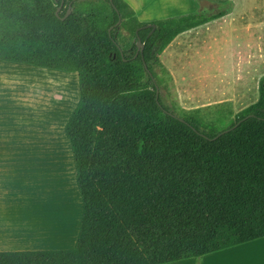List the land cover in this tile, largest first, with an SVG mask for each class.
<instances>
[{"label": "trees", "instance_id": "obj_1", "mask_svg": "<svg viewBox=\"0 0 264 264\" xmlns=\"http://www.w3.org/2000/svg\"><path fill=\"white\" fill-rule=\"evenodd\" d=\"M63 1L56 15L62 0H0V61L77 74L79 234L70 249L0 251V264H165L264 237V80L220 130L170 111L155 72L177 36L229 8L142 22L124 0Z\"/></svg>", "mask_w": 264, "mask_h": 264}, {"label": "rangeland", "instance_id": "obj_2", "mask_svg": "<svg viewBox=\"0 0 264 264\" xmlns=\"http://www.w3.org/2000/svg\"><path fill=\"white\" fill-rule=\"evenodd\" d=\"M195 1V12H214L225 6ZM174 12L152 19L169 18ZM147 18L141 16L142 20ZM239 32L234 21L216 20L180 34L165 48L159 55L161 67L155 72L163 81L159 93L170 111L180 117L188 114L204 123H217L222 130L257 101L264 80V44L249 47ZM250 40L247 38V42ZM29 93L34 94L32 106L16 103ZM78 100L76 73L35 70L0 61V250L19 246L18 250L75 247L82 201L65 125ZM39 107L49 112L46 118L50 124H46L41 143L30 151L24 144L37 141L30 138L29 132L36 130L33 128L39 120L43 128L45 125ZM39 156L44 159L39 160ZM29 157L31 161L22 160ZM38 168H42L40 174ZM41 181H45V191L49 190V202L40 197L41 186L34 187ZM54 199L61 204L54 206ZM238 254L242 259L238 264H264V239ZM195 260L203 263L202 257Z\"/></svg>", "mask_w": 264, "mask_h": 264}, {"label": "crops", "instance_id": "obj_3", "mask_svg": "<svg viewBox=\"0 0 264 264\" xmlns=\"http://www.w3.org/2000/svg\"><path fill=\"white\" fill-rule=\"evenodd\" d=\"M124 1L127 4H129L135 10L136 14L138 15L139 20L142 22H150L152 20L157 21V20L165 19L166 16L163 18H160V19H152V18L155 15L166 14V12L167 13H173L175 11L174 13H176V14L168 15V17H173V16L190 14L188 12H184V13L181 12L184 9H190L191 11H193L192 13H195V11H196V9H195L196 1L195 0H124ZM201 1L209 3V4L213 3V4L221 5V6L225 5L224 7H226V5H228L229 7L231 6V8L227 7V8H229V11L227 14H225L224 16H222L218 19H215L211 22H214L216 20L217 21H223V20L224 21H234L236 23V30L240 31L239 36L241 38H245V43L247 44V46L258 47V48H260L259 45L263 46V44H264V0H201ZM164 5L172 7L173 10L172 11L166 10L167 7H165ZM161 6L163 8H161ZM158 7H160L161 10L157 11L156 9H158ZM141 16L148 17L147 18L148 20H142ZM247 38H251V40L249 42H247ZM1 62H5L7 64H13V65L30 66V67H33L35 70L46 69V68H40V67L27 65V64H19V63L6 62V61H1ZM48 70H52V69H48ZM55 71H57V70H55ZM31 90L33 91L34 89L31 88ZM33 96H34V94H32V93L23 94L20 98L17 99L16 103L20 104L19 102H22L23 106H28V107H29V105L32 106V104L34 103V101L32 103V99H33L32 97ZM9 97L12 99V97L10 95L7 96V98H9ZM38 109L41 111L42 115L40 118L43 119L42 121L45 125L43 128L42 122H40L41 120H39L38 126L35 124L34 128H33V129L36 128V130H34V132H31V131L29 132V135L31 136L30 138L32 140L34 139L35 141H37L35 144H32V143L24 144V147H26V149H28L30 151H34L37 144L41 143V140L43 139V134L45 135V133H43V131L46 130L45 129L46 124H47V122L50 124V121L46 118V115H47V113L49 114V112L48 111H45V112L42 111L40 107ZM18 119L20 120L21 118H18ZM46 120H48V121H46ZM69 120H68V122H69ZM68 122H66V125H65V133H66V128H67ZM24 124L25 123H23L22 125H24ZM66 137H67V134H66ZM42 145H44V147H45L44 142L42 143ZM48 150H49V148H48ZM21 155L22 154H20L19 156L21 157ZM38 159L39 160L44 159V157L39 156ZM22 160H26V161L30 160L31 161L32 158L29 157V159H22ZM26 161H23L24 164ZM43 171H44V168H43ZM37 172H38V174H40L42 172V168H40V170L38 168ZM38 180L40 181V179H38ZM44 184H45V181H41L40 184L36 183V185L34 187L36 188V186H41L42 193H41L40 197H43L46 201H48V199H49L48 191L49 190L47 189L45 191V189H44L45 185ZM43 190H44V192H43ZM57 197L60 198L59 195H54V198H57ZM80 198H81V195H80ZM81 201H82V199H81ZM52 204L57 207L61 204V202H57V200L54 199V202H52ZM82 210H83V205H82ZM81 217H82V215H81ZM80 222H81V218H80ZM43 223H44V221H43ZM79 229H80V223H79ZM263 239H264V237L250 241V242H247V243H244V244L229 247V248H226L224 250H220L218 252L206 254L202 257L203 263H201V264H238L242 260L240 255L238 254V252L243 251L247 248H251L255 242H257V241L261 242ZM20 247L21 246L12 247V248L11 247L5 248L4 251H13L15 249H17L15 251H20V250H18ZM26 250H51V249L50 248L49 249H43V248L32 247L31 249L26 248ZM0 251H2V248ZM165 264H197V261L194 258H189V259L178 260V261L169 262V263H165Z\"/></svg>", "mask_w": 264, "mask_h": 264}, {"label": "water", "instance_id": "obj_4", "mask_svg": "<svg viewBox=\"0 0 264 264\" xmlns=\"http://www.w3.org/2000/svg\"><path fill=\"white\" fill-rule=\"evenodd\" d=\"M63 2L64 1L62 0L61 5L57 8V10L55 12L56 15H58L59 9L61 8ZM70 6H71V4H69V6H68V9H67V12H66L64 18H66L70 14V12H71ZM119 23H120V19L118 20L117 24H119ZM147 26H153V29L155 28V25H153V24H148ZM136 48H137V50H136V56H137V54L141 53L143 51V48H144V43L141 41L140 38H138V40L136 42ZM121 55H122V53H121ZM224 132H226V131H224Z\"/></svg>", "mask_w": 264, "mask_h": 264}, {"label": "bare ground", "instance_id": "obj_5", "mask_svg": "<svg viewBox=\"0 0 264 264\" xmlns=\"http://www.w3.org/2000/svg\"><path fill=\"white\" fill-rule=\"evenodd\" d=\"M47 163V162H44V164ZM43 164V163H42Z\"/></svg>", "mask_w": 264, "mask_h": 264}]
</instances>
